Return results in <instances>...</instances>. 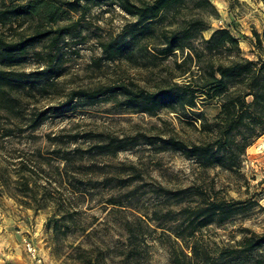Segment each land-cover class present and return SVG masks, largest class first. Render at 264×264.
Wrapping results in <instances>:
<instances>
[{"label": "rangeland", "instance_id": "374dc122", "mask_svg": "<svg viewBox=\"0 0 264 264\" xmlns=\"http://www.w3.org/2000/svg\"><path fill=\"white\" fill-rule=\"evenodd\" d=\"M210 1L219 15L208 19L203 36L226 28L244 56L255 59L245 37L262 33L264 0ZM81 4L68 15L77 22L75 35L31 45L11 65H0L25 86L10 91L14 106L0 107V264H176L175 256L177 264H228L235 257L253 264L259 256L264 263V244L250 254L238 244L244 236L264 234V135L247 148L239 170L219 163L203 167L158 141L203 138L167 107L150 116L123 108L120 97L76 96L120 84L152 92L173 72L174 59L151 60L147 39L128 32L135 21L116 3ZM31 31L29 19L0 26L8 40ZM111 38L125 47L108 60L100 44ZM43 69L41 76L34 73ZM202 104L207 118L217 114L215 102ZM61 105L31 128L34 113ZM110 138L123 140L125 149L72 158L65 174L63 152L72 156L76 148L89 150ZM210 199L240 201L244 210L198 225L184 208ZM194 246L197 256L191 258Z\"/></svg>", "mask_w": 264, "mask_h": 264}, {"label": "trees", "instance_id": "16d2710c", "mask_svg": "<svg viewBox=\"0 0 264 264\" xmlns=\"http://www.w3.org/2000/svg\"><path fill=\"white\" fill-rule=\"evenodd\" d=\"M105 1L116 3L134 19L127 30L131 35L140 34L147 39L145 48L149 50L151 60L174 58L173 72L162 78L152 92L134 84H120L101 91L97 88L91 92H78L76 96L91 101L105 95L120 97L118 103L123 108L150 116H156L160 109L167 107L179 119L193 124L203 138L186 144L175 136L158 137L163 147L182 152L203 167L219 163L227 169L239 170L247 148L264 135V24L262 33L254 30L253 37H245L256 53L255 59H249L244 56L238 38L228 29L218 28L208 38L203 36V32L210 29L208 19L219 15L210 0H0V26L6 27L21 19L32 21V31L24 36L19 34L18 38L8 40L0 33V65H11L31 45L75 35L73 27L77 22L70 20V12L77 11L81 3ZM62 21L68 23L59 25ZM119 42L111 38L100 44L108 60H113L124 49V45H117ZM128 51L131 56V50ZM43 71L46 70L34 73L41 76ZM7 72L11 71L0 69V107L10 108L14 106L10 96L12 88L24 90L25 86L17 83L14 73ZM208 101L215 102L219 109L212 118H207L198 108ZM64 106L48 107L34 113L31 128L41 126L49 111ZM144 139L146 143H152L150 137L144 136ZM125 147L123 140L110 138L89 150L76 148L72 156L65 151L60 156L65 163V174L72 158H82L90 151L114 155ZM108 203L118 205L114 198ZM191 205L187 204L184 209H191L198 225L215 220L220 222L244 210L240 201L210 199L205 205ZM196 227L189 235H195ZM175 237L182 239L180 235ZM238 244L244 253L250 254L264 244V234L244 236ZM180 252L189 260L197 256L195 246L191 248V258L181 249ZM228 264L251 263L247 257H235ZM253 264L264 263L259 256Z\"/></svg>", "mask_w": 264, "mask_h": 264}]
</instances>
